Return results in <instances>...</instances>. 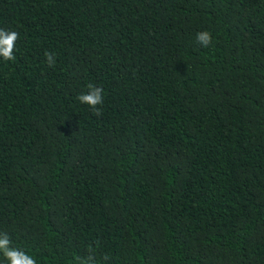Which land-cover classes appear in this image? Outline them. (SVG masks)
Returning <instances> with one entry per match:
<instances>
[{
    "label": "trees",
    "instance_id": "trees-1",
    "mask_svg": "<svg viewBox=\"0 0 264 264\" xmlns=\"http://www.w3.org/2000/svg\"><path fill=\"white\" fill-rule=\"evenodd\" d=\"M0 28L19 34L0 57L10 247L264 264V0H0ZM89 84L99 115L77 100Z\"/></svg>",
    "mask_w": 264,
    "mask_h": 264
},
{
    "label": "clouds",
    "instance_id": "clouds-1",
    "mask_svg": "<svg viewBox=\"0 0 264 264\" xmlns=\"http://www.w3.org/2000/svg\"><path fill=\"white\" fill-rule=\"evenodd\" d=\"M19 34L14 30L0 28V57L6 61L15 59L14 48L15 42ZM197 41L204 47H208L212 42V37L209 31H201L197 33ZM46 62L49 66H53L56 61L51 52H45ZM88 91L77 96V100L83 104H87L96 115L100 114V109L97 107L103 103V87H97L92 84L87 85ZM11 241L7 234L0 237V253L3 254L7 264H37V260L26 253L22 249L10 247ZM79 259V258H78ZM79 264H97L95 257L89 255L87 258L79 259Z\"/></svg>",
    "mask_w": 264,
    "mask_h": 264
}]
</instances>
